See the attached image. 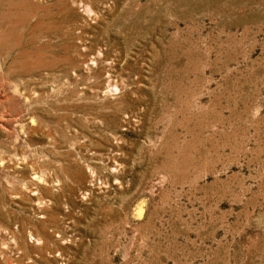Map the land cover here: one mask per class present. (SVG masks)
Returning <instances> with one entry per match:
<instances>
[{"label": "rangeland", "instance_id": "rangeland-1", "mask_svg": "<svg viewBox=\"0 0 264 264\" xmlns=\"http://www.w3.org/2000/svg\"><path fill=\"white\" fill-rule=\"evenodd\" d=\"M0 264H264V0H0Z\"/></svg>", "mask_w": 264, "mask_h": 264}]
</instances>
